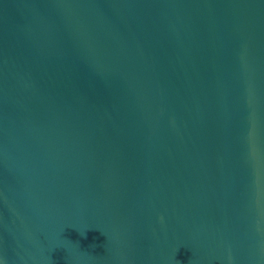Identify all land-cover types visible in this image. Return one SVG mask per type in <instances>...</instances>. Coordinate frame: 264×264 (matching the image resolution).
Instances as JSON below:
<instances>
[{"label":"water","instance_id":"water-1","mask_svg":"<svg viewBox=\"0 0 264 264\" xmlns=\"http://www.w3.org/2000/svg\"><path fill=\"white\" fill-rule=\"evenodd\" d=\"M0 264H264V0H0Z\"/></svg>","mask_w":264,"mask_h":264}]
</instances>
